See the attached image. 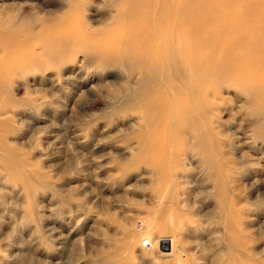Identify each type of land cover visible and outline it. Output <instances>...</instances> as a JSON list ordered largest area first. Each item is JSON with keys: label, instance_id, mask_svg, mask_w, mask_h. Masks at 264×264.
I'll use <instances>...</instances> for the list:
<instances>
[{"label": "rangeland", "instance_id": "1", "mask_svg": "<svg viewBox=\"0 0 264 264\" xmlns=\"http://www.w3.org/2000/svg\"><path fill=\"white\" fill-rule=\"evenodd\" d=\"M136 3L0 0V264H264V83L95 49Z\"/></svg>", "mask_w": 264, "mask_h": 264}, {"label": "bare ground", "instance_id": "2", "mask_svg": "<svg viewBox=\"0 0 264 264\" xmlns=\"http://www.w3.org/2000/svg\"><path fill=\"white\" fill-rule=\"evenodd\" d=\"M136 2L121 9L118 25L100 35L95 49L106 51V44H111L108 51L114 54L120 47L128 49L139 44L148 63L167 60L171 65L180 60L183 49V59L195 63L193 73L200 85L207 82L212 70L231 72L244 82L258 79L264 83V0ZM213 24L217 25L216 31L209 29ZM69 26L84 44L87 40L79 33L78 25ZM4 43L11 48L17 45L14 38ZM12 59L9 56V62ZM196 63L202 66L196 67Z\"/></svg>", "mask_w": 264, "mask_h": 264}, {"label": "water", "instance_id": "3", "mask_svg": "<svg viewBox=\"0 0 264 264\" xmlns=\"http://www.w3.org/2000/svg\"><path fill=\"white\" fill-rule=\"evenodd\" d=\"M164 249L167 250V251H170V250H171V248H170V243H167V247L164 248Z\"/></svg>", "mask_w": 264, "mask_h": 264}]
</instances>
